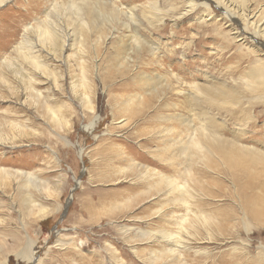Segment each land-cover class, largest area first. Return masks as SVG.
Masks as SVG:
<instances>
[{"label": "rangeland", "instance_id": "rangeland-1", "mask_svg": "<svg viewBox=\"0 0 264 264\" xmlns=\"http://www.w3.org/2000/svg\"><path fill=\"white\" fill-rule=\"evenodd\" d=\"M102 1L100 15L90 10L97 27L82 41L74 16L65 19L56 7L69 0L0 3V63L10 59L18 68L0 67V260L264 264V221L243 198L256 191L243 184L263 180L264 169H231L218 156L221 162L191 158L186 148L206 124L264 154V83L249 74L252 59L217 32L233 22L244 33L242 24L201 23L202 7L182 14L184 0ZM148 1L162 8L160 23L146 13ZM245 4L254 19L264 8V0ZM219 9L212 14L223 16ZM43 19L59 25L63 38L54 46L36 38ZM136 34L157 48L155 57L143 44L135 53ZM24 40L47 73L22 60L16 48ZM193 80L231 90L232 101L193 96ZM164 176L185 191L170 193L159 182ZM29 241L31 262L18 256Z\"/></svg>", "mask_w": 264, "mask_h": 264}, {"label": "bare ground", "instance_id": "bare-ground-1", "mask_svg": "<svg viewBox=\"0 0 264 264\" xmlns=\"http://www.w3.org/2000/svg\"><path fill=\"white\" fill-rule=\"evenodd\" d=\"M4 1L6 0H0V3H3ZM154 1L147 2L145 6V11L146 13L150 15V17L152 16L158 17L159 18L158 21L160 23L163 20V17H161L163 10ZM237 1L236 0H201V2H196L195 0H184L185 5L183 9L185 11L182 14H187L193 11L194 9H196L197 7H202V12L204 13V15L201 14L200 16H198V18H196V20H199V22L201 23L210 21V23L217 25L219 21L228 19V18H230L231 21H234L236 23L237 22L239 24L241 23L244 33L242 31L238 32V28L234 25L233 22H231L232 24L228 23V27H229L228 31H225V30L223 31L221 29V25L217 26V32L221 34L227 42H231L235 44V48L242 55L249 56L252 59L253 62L251 64V70L249 74L251 76H254L256 79L259 78L260 82L264 83V8L259 10L260 12H259L258 18L256 17L254 19L253 18L254 14H250V11H248V7H245L246 5L245 0H242L241 2L240 1L237 2ZM104 3L105 2L102 0H69V2H67L65 5L63 2L58 3V6L56 7L58 9H62L63 16L65 17V19L67 15L74 16L75 22H77V24L80 26L82 30V33L79 37V40L82 41L83 32L87 33L89 31H92L93 28L97 27V25L92 26L94 24V20H93L94 14L93 16H91L90 10L97 11V13L100 15V9L103 8ZM213 8H218V9L220 8L223 16L218 15L217 13L212 14L214 12ZM129 9L132 10L133 8H129ZM110 12L112 14V11ZM122 13H123V16H125L128 20L132 19L134 9H133V13L131 11L130 13H127L125 11H123ZM111 14L109 15L112 16ZM53 22L54 21L51 22L47 19L46 20L43 19L42 22L38 23L35 26L34 30L37 35L36 38H38L39 41H41V43L45 45L48 44L50 46H54L56 44V40H61L63 38V35L61 34L58 28L59 26L58 23L55 24ZM29 28L32 29L33 27L29 26ZM213 30L216 31V28H213ZM228 32L231 33V36H229ZM248 33L250 34L249 37H247ZM244 34L245 36L241 37V35H244ZM135 36H136V39L135 41L131 40L132 43L135 42L136 44H140L135 47L137 51L135 53L140 52V50L143 48L141 44H143L147 48L149 47L150 54L153 57H155L156 55L154 54L155 53L154 51H156L157 48H153L151 45L152 43L147 41L145 38L141 39L140 35L136 34V35H133L132 37H135ZM257 37H260V38L262 37L263 41H258ZM25 40L21 41L18 44L16 48V49H19L18 54L22 57V60L25 63H27L28 65L32 67L33 70H38V71L41 70L42 72L47 73L48 70L46 68V64L43 63V61L39 58V56H37L36 54H33V51L30 49L31 47L24 45ZM255 44L260 46L262 49H259V47L256 46ZM150 61L153 62V60H150ZM12 65L13 63L11 62L10 59L9 60L4 59L2 63H0V67L6 66L10 68V70L13 73L15 72V74H17L18 68H15ZM159 65H161V63ZM20 68H23V67L20 66ZM3 74L2 76H5ZM155 76H157L158 78H161L159 77L161 75L160 74L158 75V73ZM143 78L150 80L151 76L149 74H144ZM175 80L177 83L179 82L177 78H175ZM29 81L31 83V79H29ZM90 82L91 81L87 80L86 78L83 82L84 86L88 90L89 95H90ZM83 83H82V86H83ZM165 85L170 86L169 83ZM189 88L191 90L190 93L195 97L197 96L196 92L201 91L205 94H209L211 96L210 98L213 100L225 98L226 103H230L232 101L231 99L232 91L227 90L224 87H218L213 84L200 85V84L194 83V80H193V83L191 82L189 84ZM174 89L176 90L177 94L185 93L184 89H182V87H180L179 84H177V87H175ZM261 97H262L261 95H255L252 98L255 100H258ZM129 102L130 100L128 99L126 103H129ZM172 105L178 106L176 102H173ZM189 134H193V131ZM186 145H187L186 148L188 150H191L189 152L191 158H193L195 155L201 160L208 162L211 157L217 158L216 156H218L222 159L223 163L229 166L231 169L233 166H237L241 171L242 169H244L243 172H246V173H252V172L256 173L257 171H254L251 169H255L257 167H260L258 168L260 171L264 169V154L261 153V151H258L254 148H250L243 144H239L237 143V141L228 140L227 138H224L221 134L217 132V128L214 129L213 131H208L206 124L202 125V127L200 128L199 137L191 136L188 139V142L186 143ZM221 159L217 158L219 162H221ZM249 178L251 182L244 183L243 185H246L248 190L256 189V191L254 193H248V194L246 193V195H245L246 191L244 192V197H243L244 204H245L244 207L246 210L250 211V213L254 212V214L256 215V220L264 221V179L262 180V179H256V178H251V177ZM253 179H255L256 181ZM159 182H163V184L168 187L167 190H169L170 193L175 192V193L181 194L186 189L185 184H183L182 182H179L178 179L174 177L164 176V179L160 178ZM172 200L174 199L172 198ZM182 202H183V199H182ZM195 218H198V216H195ZM13 240H15V238ZM28 247L29 249H25L26 251L24 255L22 253H19L18 256H22L23 259H26L27 261L31 262L32 259H34L33 258L34 253L31 249L32 247H31L30 241L28 242ZM0 264H6L5 260L3 259L0 260Z\"/></svg>", "mask_w": 264, "mask_h": 264}]
</instances>
